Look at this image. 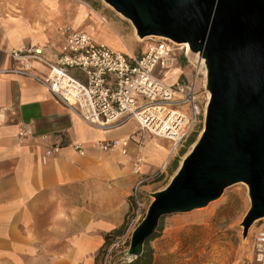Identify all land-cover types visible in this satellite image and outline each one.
Returning <instances> with one entry per match:
<instances>
[{"label":"crops","instance_id":"1","mask_svg":"<svg viewBox=\"0 0 264 264\" xmlns=\"http://www.w3.org/2000/svg\"><path fill=\"white\" fill-rule=\"evenodd\" d=\"M105 16L111 15L96 0H0V264H98L101 249L112 247L134 208L132 189L167 155L169 142L150 134L140 138L135 123L97 129L32 78L1 72L20 63L8 51L21 45L41 48L54 61L63 26L117 50H134L131 33L125 35L132 45ZM33 69L47 70L37 63ZM129 124L125 133L109 135ZM125 136L131 137L126 153L98 145ZM53 146L59 151L43 161ZM150 189L140 183L142 200L159 188ZM107 239L113 242L105 245Z\"/></svg>","mask_w":264,"mask_h":264},{"label":"water","instance_id":"2","mask_svg":"<svg viewBox=\"0 0 264 264\" xmlns=\"http://www.w3.org/2000/svg\"><path fill=\"white\" fill-rule=\"evenodd\" d=\"M138 38L188 43L204 67L203 129L168 183L151 194L126 251L136 259L162 217L200 208L235 183L247 187L241 225L264 218V0H102Z\"/></svg>","mask_w":264,"mask_h":264},{"label":"built area","instance_id":"3","mask_svg":"<svg viewBox=\"0 0 264 264\" xmlns=\"http://www.w3.org/2000/svg\"><path fill=\"white\" fill-rule=\"evenodd\" d=\"M61 33L60 53L54 61L47 59L41 48L21 45L8 51V55L20 63L1 72L32 78L87 125L110 130L133 122L140 138L150 134L167 140V155L161 165L165 167L186 137L203 123L208 97L202 90L203 64L188 56L184 44L162 37L152 39L135 54L117 50L70 26L61 27ZM180 57L186 58L193 70L190 78L182 75L184 79H181L178 75L169 81L159 76L160 72L177 68ZM34 63L46 67V73L36 72ZM130 139V136L111 138L98 141V145L104 151L120 147L121 152L126 153ZM73 147L83 153L79 143H74ZM59 149V146L47 148L42 160ZM135 172H139L138 167ZM142 181L131 192L134 208L131 216H127V231L132 230L145 213L139 193ZM107 258L108 255L103 264ZM251 264H264V218L253 235Z\"/></svg>","mask_w":264,"mask_h":264},{"label":"rangeland","instance_id":"4","mask_svg":"<svg viewBox=\"0 0 264 264\" xmlns=\"http://www.w3.org/2000/svg\"><path fill=\"white\" fill-rule=\"evenodd\" d=\"M96 1L111 15L105 16L109 24L119 30L120 34H124L125 42L130 45H132L131 39L125 34L131 33L132 42L136 48L129 52L139 53L148 42L158 38L150 36L140 41L127 19L102 0ZM176 51L180 52L179 49ZM179 60L181 63L177 67V72L175 69H173L174 73L163 71L159 73V76L168 78L169 81L175 80V76L178 75L180 78H183L182 75L190 78L193 70L188 60L183 57ZM130 127L131 124L109 135H121ZM202 129L203 123L196 126L178 150L169 157L166 166L159 167L143 180L151 186L150 192L155 188H163L168 183L182 157L190 150ZM143 197L142 209L146 212L152 197L149 192L147 195L143 193ZM248 207L246 185L235 183L226 187L217 199L203 207L162 217L157 230L146 240L151 253L150 264H250L253 235L261 225L262 219L254 221L244 236L241 222ZM131 211L133 209L130 210L129 215ZM126 227L120 237L113 242L112 247L107 248L108 264L127 261L126 251L134 228L127 231Z\"/></svg>","mask_w":264,"mask_h":264},{"label":"trees","instance_id":"5","mask_svg":"<svg viewBox=\"0 0 264 264\" xmlns=\"http://www.w3.org/2000/svg\"><path fill=\"white\" fill-rule=\"evenodd\" d=\"M129 213H127V216H128ZM127 216L125 218V224L123 226V230L126 226V219H127ZM119 234H122V233H118V234H115V235H119ZM111 236V235H110ZM109 238V237H108ZM148 240V239H147ZM113 241L107 239L106 242H105V245L108 244V243H112ZM147 241L145 242L144 244V248H143V251L142 253L134 260L132 261H121L120 263L118 264H150L151 263V253H150V249L147 247ZM106 246L103 247V249H101V252L99 253L101 259H100V262L98 264H103L105 258H106V255H108L107 253V248H105ZM106 264H108L106 262Z\"/></svg>","mask_w":264,"mask_h":264},{"label":"bare ground","instance_id":"6","mask_svg":"<svg viewBox=\"0 0 264 264\" xmlns=\"http://www.w3.org/2000/svg\"><path fill=\"white\" fill-rule=\"evenodd\" d=\"M133 30H134V27H133ZM135 31V30H134ZM147 37H150V36H147ZM140 41H142V40H144L145 38H138ZM184 45H186L187 47H188V43L187 42H184ZM173 69H175V67H173V68H171V69H169V70H167L168 72L169 71H173Z\"/></svg>","mask_w":264,"mask_h":264}]
</instances>
